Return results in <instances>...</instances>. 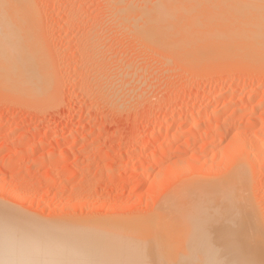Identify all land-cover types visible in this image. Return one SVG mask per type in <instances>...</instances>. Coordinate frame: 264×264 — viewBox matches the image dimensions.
Here are the masks:
<instances>
[{"label": "rangeland", "instance_id": "obj_1", "mask_svg": "<svg viewBox=\"0 0 264 264\" xmlns=\"http://www.w3.org/2000/svg\"><path fill=\"white\" fill-rule=\"evenodd\" d=\"M30 1L35 11L31 10L33 16L29 17L31 21L28 19L29 30L35 35L36 38L32 35L35 41L38 40V54L41 50L39 55L43 54L41 58L46 62L42 63L44 70L41 72H48V76L43 73L47 85L44 84L45 95L44 92L39 96L32 91L31 94L27 92L28 95L22 92L24 98L17 87L13 88L19 92L0 83V121L5 122L0 129V208L20 213L25 219L30 217L33 220L28 221L39 227L43 225L44 229L51 224L70 226L69 229L73 225L93 227L112 220L110 226L118 230L131 224L133 230L125 229L135 231L132 235L136 237L139 231L134 224L143 222L145 226L147 222L142 234L137 236L142 240L138 243V251L120 250L121 255L116 257L127 258L126 261L118 258L122 264H176L178 253L174 252L173 245L181 241L179 233L184 239L189 221L206 232L212 247L209 249L217 252L221 248L220 240L215 239L222 225L220 217L181 221L177 216L181 202L189 200L187 196L192 186L221 179L243 164L248 176L245 182L249 183V188L244 185L247 188L243 192L250 189V195L244 192V198H248L254 215L257 212L258 216L252 217L264 233V60L262 56L254 60L246 54L247 43L243 41H249L245 36L247 31L239 35L247 37L248 41H240L238 35L239 42L245 44L238 48L245 49L233 50L237 54L232 51L214 55L209 49L204 51L202 43L196 44L202 48L200 51L197 48L196 52L192 44H188L191 49H186L185 41L181 51L176 46L178 50L173 51L165 41L163 44L162 39L154 37L150 29H140V25L144 27V14L160 0ZM204 1H199L204 7L199 3L196 8L200 6L207 11L209 2L210 5L214 3L218 11L230 13V9H225L228 5L225 8L217 5L222 2ZM221 12L218 13L225 15ZM254 12L240 13L246 17L243 19L238 14L230 19L227 13L228 17L220 15L219 19L229 20V24L238 20L241 26L235 25L241 29L246 24L242 22L255 19ZM216 15L207 14L208 19H205L209 23L216 22L219 20L215 19ZM252 20H249L251 26ZM247 24L248 29L244 27L249 31L251 26ZM216 25L220 27L217 22ZM211 27L216 28L215 25ZM177 34L173 42L179 41L175 38L181 35L177 37ZM171 39L167 43L170 44ZM218 79L222 81L220 86L213 91L209 89ZM258 101L261 103L256 106ZM248 103L252 107L247 105L246 114L238 112ZM221 107H227L222 116H230L235 123L225 121L216 126L218 118L213 116V111ZM250 108L253 111L250 112ZM247 117H253L255 124L250 125ZM150 128L153 134L147 139ZM166 138L168 140H164ZM139 141L144 146L140 150L136 148ZM250 141L258 144V152L250 146ZM246 195L251 197L246 198ZM158 214L162 219H155ZM149 219L153 221L150 226ZM247 220L244 219L242 225L250 237L255 231ZM166 222L173 226L170 236L172 231H168V225L169 228H165ZM155 223L162 230L157 232V239L152 236L156 241H151V237L149 241L147 237L154 230L147 228L155 229ZM130 231L128 235L132 237ZM195 235L201 246V234ZM248 236L244 238L249 239ZM223 237L229 239L230 235ZM166 238L173 241L169 249ZM199 245L197 248L201 249ZM124 251L126 257L122 254Z\"/></svg>", "mask_w": 264, "mask_h": 264}, {"label": "bare ground", "instance_id": "obj_2", "mask_svg": "<svg viewBox=\"0 0 264 264\" xmlns=\"http://www.w3.org/2000/svg\"><path fill=\"white\" fill-rule=\"evenodd\" d=\"M199 1L203 2L204 0H160V2L158 1L159 3L157 2L158 4H156V6L154 5V7H151L152 9H150V10L146 9L149 12L144 14V16H145V17L143 16V18H144L143 26L144 27H142L140 25V29L143 28L142 29L143 31L145 29L146 30L150 29L149 31L152 32L153 36L155 35L154 37L159 39V41H161V39H162V43L165 41L166 44H165V42L163 44H165L166 46L169 45V48L172 47L173 51L176 49V47H179V49H180L181 44H183V42L185 41V44L187 43V46L184 44L186 46V49L190 48V46L188 44H192L191 47L194 45L195 50L197 48L199 49V51L202 48H204V51L209 49L210 52L211 51L213 52L212 54L217 55V54H222V53L224 54L226 52H232L233 50H236V49H240L242 51L246 48L245 49V50H247L246 54L250 55L251 59L255 60V58L258 59V57L261 58V56H262L263 57L262 59L264 60V0H239V1L232 0L233 2H231V0H216L218 3L222 2L221 4H217L219 6L222 5V8L223 7L225 8L226 5H228L229 7L227 6V8H225V9H227V11L230 9L232 11L231 12L229 10L230 13H228V12L222 13L221 11H218V9L216 8V5L213 3L215 5V7H214V5L212 3L210 5L209 2L207 4V6L209 5L214 9L213 10H212V8L208 9V7H209L208 6L206 9L207 11H204V8H203L205 6L204 3H207V2L204 1V3H200ZM227 1L230 3H228ZM226 2L228 4H226ZM30 3H31L30 0H0V83H1V86L3 84L4 87H5V85H7V87H10V88L11 87L12 88L17 87L18 90L20 89L19 91H21V93H20L21 97L26 95L27 92L29 94H31L32 92L36 93L33 95H38V94H41L42 92H44L45 85H47V84H45L43 77L45 75L48 76V74H47L48 72H46V73L43 71L41 72V70H44V69H42V63L45 64L46 62L44 63V60H42V58H41L43 54L39 55L41 50L39 51V54H38V51H37L38 47H39L37 45L38 40L35 41L36 40L35 35L33 34L32 30H29L31 28V24L29 23L31 20L29 19V17L33 16L31 14L32 5H30ZM152 3H149V4H152ZM199 3L202 6L204 4L202 9L199 6V8L201 9V12H200V10L198 11L199 8L197 7L198 8L197 9L195 6ZM154 4H155V2H154ZM34 9L35 8H33V10ZM195 9L197 10L196 12L194 11ZM208 10L212 11V12H214V10H215V12L218 11V12H221L222 14H225V15H221L220 13L216 12L218 15V18H217V15L214 16V17H216L215 18L216 20L219 19V17H221V16H222V18L226 17L228 14H229L228 16L230 17V19L235 18V16H237V14H238V17L241 16L240 18H242V17L246 18V17L242 16L240 13H242V14H244V12L245 13L246 12L253 13L255 11L254 13L256 15L254 17L255 18L254 20L249 18V15H248L249 20H252L250 22L254 23V24H252L253 26H251V24L249 23V20H248V22H246L245 19H244L245 21L242 20V21H244V22H242L243 24L248 23L247 25L250 24L249 26H251L253 28L251 30V27H249L250 29L248 31V30H246V28L248 26L246 27V24H244V26L246 28L244 26H242L240 28L243 30L239 29V27H237V26H239L241 24V22L237 23L238 20H236L237 21L236 23L238 25L235 23L237 26L233 23L235 21H230V24H233V26L235 25L234 28H233V26H231L232 28H230L229 27L230 24L228 23L229 20H226L228 22H223L224 20L221 18V19L216 21L217 23H219L220 27L222 28L221 29L218 25H216V22L211 21L209 23V20H207L208 19L207 14L208 15L212 14V16H213L216 13L215 12L214 13L209 12ZM123 11H125V10H123ZM139 11H140V9H139ZM251 11H253V12H251ZM256 11H257V13H256ZM129 12H130V10H129ZM202 12L203 13L207 12L206 16L204 14L205 17L202 15L203 14ZM233 12H235V14ZM28 13L31 15H29ZM143 13H144V11H143ZM200 13H202V14H200ZM226 13H227V15H226ZM231 13L234 14L233 15L234 17L230 16ZM139 16H141V15L139 14ZM199 16H201L202 18L204 17V19L207 18V19H205L206 21L202 20L201 17H200L201 19H199ZM253 16L254 15H251L250 17H253ZM240 18H239V20H241ZM28 19L30 21H28ZM210 19H211V16H210ZM177 21L180 22L179 25H177L178 24ZM212 22H213V24L215 23L214 25L216 26V28L213 27V29H212L211 26H214V25H211ZM134 23H137V22L134 21ZM175 23H176V25H175ZM221 24H223L222 25L223 27L221 26ZM226 25L227 26L229 25L228 28ZM224 26H226V27H224ZM217 27H219V28H217ZM242 31L244 33H245V31H247L246 32L247 35L245 34V36H248L249 41L251 40V42H249L247 40L248 39L247 37L243 36L244 33ZM30 32H32V33L30 34ZM174 33H176V34L178 33L177 37L180 35H181L180 37H182L181 39H180V37L175 38V39H179V41L175 40L174 42L178 43L181 41L178 44L179 46L177 44L175 45V43L173 42L176 34L170 37V35H172ZM239 33H241L243 35L241 36V35H239ZM250 34L252 36H250ZM32 35H34L35 38ZM238 35L241 37L240 41H243V39L248 41V42L243 41L244 43H247V45H245L243 42H239V36ZM168 36L170 37V39L173 37L171 39L173 43L172 42H170V44L167 43L170 40V39H168L169 38ZM235 37H238L237 38L238 40ZM204 38L209 39V41H208V39L205 40V41H207V42H205V44H204ZM234 38H235V41H237V42L234 41ZM189 42H191V43H189ZM197 43H199V44L202 43L203 45L202 44L200 45L202 48H199L198 45L196 47ZM242 44L245 45V48H243L244 46L242 47L243 49L238 48V47H240V45L242 46ZM184 49L185 48L183 47V50ZM176 50H178V48ZM195 50H193V51L195 52ZM179 51H181V49ZM179 51H177V52L179 53ZM196 52H197V50H196ZM238 52H240V51H238ZM260 52H262V53H260ZM235 53L237 54L236 51L234 52V54ZM231 54H233V53H231ZM244 54H245V52H244ZM247 57H249V56H247ZM43 59H44V57H43ZM261 61L259 60V62H261ZM43 66L46 67V65H43ZM48 68H50V67H48ZM43 73L45 75H43ZM51 74H53V73L51 72ZM49 78H50V76H49ZM49 78H48V80H50ZM52 78H54V77H52ZM48 82L49 81H47V79H46V83H48ZM221 83H222V81H219V79H218V81H215L214 83H211L209 85V89H211L213 91L217 87H219ZM17 88H15L16 91H17ZM15 89H14V91H15ZM46 90H49V89H46ZM10 91H11V89H10ZM19 91H17V92H19ZM30 91H32V92H30ZM22 92L25 94L22 95L23 94ZM47 93H48V91H47ZM44 95H45V92H44ZM46 95H49V93ZM248 96L250 98L252 96V94L250 93V95H248ZM240 97H241V95H240ZM24 98H26V97L24 96ZM29 98H28V100H29ZM37 98H39V97H37ZM171 99H173V98H171ZM35 100L36 99H34V101ZM257 103L258 104H256V106L259 105L261 102L258 101ZM245 105H246L245 106L246 108L243 106L245 109L243 108L241 110H238L236 108L235 110L236 111L238 110V112H240V113L244 112V114H246L248 111L247 105H249V107H252V105L249 103L245 104ZM256 106H255V108H256ZM226 108L227 107H223V108L221 107V109H219L217 111L215 109H213V110H215V112L213 111V116L214 117L217 116V118H218L217 119L218 121L216 122V126H218V127L220 125H222V123H224L225 121H230V122H232V124L235 123V122H233L232 118H230V116H228V115L225 117H224V115L222 116V114ZM235 110H234V112H236ZM249 111L251 112L253 110L251 109ZM211 115H212V113H211ZM249 117H251V116H249ZM249 117H247V119H249L248 120L249 124L254 125L255 124V123H253L254 118L252 117L250 119ZM236 124H237V122H236ZM4 126H5V122L0 121V129ZM243 126H244V124H243ZM180 131L179 132L176 131V134H178V133L180 134ZM210 131L211 130H209V132ZM258 132H257V134H259ZM152 134H153V129L150 128L147 132V136H146L147 139H150L152 137ZM211 135H213V134H211ZM236 139H237V136H236ZM127 140L130 141L131 139L130 140L127 139ZM164 140H168V139L166 138ZM238 143L239 142H237V145H238ZM240 143L242 144V142H240ZM248 143H247V146L249 145ZM250 146L252 148H254L255 151L257 149V152L260 149L258 147V144H254L251 141H250ZM142 147H144V146L139 141L136 148H138L140 150V149H142ZM251 147H249V149ZM237 152H238V150H237ZM259 154H261L260 156L263 155L261 151ZM226 155H228V154H226ZM241 163H243V162H241ZM243 167H244V165L240 164L237 167H235V169L230 168V170L232 169L234 171L231 170L232 173L231 172L229 173V175L231 174L230 176L229 175L223 176L222 178H224V179L221 178L218 180H214V181H211L210 183H207V184L202 185V186H192L191 191L189 192V195L187 196V200H188V197H189V200L184 201L185 203H187V205L184 202H181L182 205L184 203L186 205V207H184V205H183V207H182V205H180L178 207V211H177L178 215L177 216L179 217L180 220L181 219H184V220L190 219L191 221H196L201 217H203V219H206V220H211V219L214 220V219H218V217H220L219 219L222 220V225L219 228V230H218L219 233L217 234L215 239L220 240L221 243L218 242V244L221 245V248L218 249L217 252H215L214 249H209L211 246H209L210 242H209V239L207 237L206 232L198 230V226L194 222L192 223L189 221L188 227H186L187 231H186V233H184V239H183L182 235H179L181 233H179L177 235V233H178V232L176 233L177 229L175 231L176 235L179 237L178 239L181 240L180 242L183 241L182 244L178 241L175 242L176 240L174 241L175 242L174 244H176V243L177 244L173 245L175 247V248L173 247V249H175L174 252L178 253V259H177L176 264H183V263L184 264H264V233L260 230L258 224L256 223L257 222L256 219H254L252 217V216H256L257 212H256V215H254L255 213H253V211H252L253 209H251V207H249V206H251V204L247 201L248 200L247 197L250 195V191H249L250 189L246 190L248 192L244 191L246 194H249L248 196L246 195L247 199L244 198L245 195H244L243 190H245L247 188V187H244V185L246 184V182H245L246 178L248 181V176L246 177L247 172L244 169L245 167L244 168ZM227 176H229V177H227ZM157 185H158V183H157ZM247 185L249 188L248 182H247L246 186ZM182 194L183 193H181L180 195H182ZM187 194H188V191L186 192V195ZM180 195L178 197L179 199L182 197V196L180 197ZM249 197H251V196H249ZM184 200H185V198H184ZM171 212L172 211H169L170 214H171ZM164 213H166V211ZM21 215L22 214H20V213L17 214L14 211L12 212L11 210H8V209L0 208V264H119L122 260H125V261L127 260V258L125 259L123 256H122L123 258L118 257V258H122V260H120L116 257V256H118V254L121 255L120 250L123 251V250L127 249L126 251H128V249H133V251H134L137 249L136 251H138V249H139L138 243L142 242V240L140 237H137V236H140V234H142L141 233L142 227L147 226V222L145 223V226H144L143 222H141L143 224V226L139 225L141 223H137V225L134 224V227L138 226L137 232L139 231L138 235H136V237H134V235H132V233L133 232L136 233V232L130 231V230H133V229H130L131 224L124 227V229L118 230L115 227L113 228L110 226L111 225L110 223L112 220L110 221V223H108V221H106V222L102 223V225H100L101 222H99V226H93V227H92V225L91 226L85 225L84 228L83 227L77 228V227H75L76 225H73L72 227L75 230L72 231L73 230L72 227H71L72 230L69 229L70 226H67V227H65V225L54 226L53 224H51L52 222L50 223L51 225H53L52 228L50 225V227L48 226L49 228H47V226H46L45 227L46 229H44V228H42L43 225L39 227V224L35 225L34 222H30L31 220H33L30 217H28V218L31 220L28 221L29 219H25L26 216L24 218ZM166 217H169V215L168 216L166 215ZM158 218L162 219V215L158 214L155 219H158ZM169 219H172V217ZM244 219H248L247 220L248 224L251 223L250 225L252 226V229H254V231H255L254 233L252 232L253 234H250V237L248 236L247 231L244 230V227L242 225V221ZM250 220L253 221V223L249 222ZM125 221H127V219ZM150 222L153 223L152 219L148 220L149 226L152 224ZM167 222H166L165 228L170 227L171 221H169L170 224L169 223L167 224ZM37 223H39V222H37ZM158 223H159V221H158ZM158 223H155L156 224L155 229L154 228H150V229L147 228L150 231L154 230L151 235L147 234L149 236V237H147L149 239V241H150V237L152 238L153 235L157 239V237H158L157 232L158 231L160 232L162 230L159 227L161 225V223H159L160 225L157 226ZM54 224H55V222H54ZM83 224H81V225L78 224V225L82 226ZM96 224H98V223H96ZM113 224L114 223H112V225ZM119 225L120 224H118L117 226H119ZM167 225L169 227H167ZM44 226H45V224H44ZM88 226H90V227H88ZM123 226L124 225H122L121 227L123 228ZM251 226H250V228H251ZM127 227H129V228H127ZM136 227H135V229H136ZM88 228H90V229H88ZM125 228L130 229V230H128V232L129 231L131 232L132 237H129V235H128L129 233L127 232V230ZM172 228H173V226L171 225V227L168 229V231L169 230L172 231L173 230ZM261 228H263V227H261ZM173 232L174 231L169 232V235H168V233H167V235L170 236V233H173ZM195 234H201V239H202V245L201 246L199 245L198 241L196 240ZM66 235H68V236H66ZM88 235L90 236L89 238H87ZM176 235H174V236H176ZM223 235H225V236L230 235V238L224 239ZM244 235L248 236L249 239H245ZM168 236H166V237L168 238ZM174 236L171 235V237H173V238H174ZM177 236H176V238H177ZM181 236H182L183 240L180 238ZM167 238H166V241H168V242L165 241V244H166V248L169 249L170 244L172 245L173 241H170L171 238H169L170 240L169 239L167 240ZM176 238H174V239H176ZM156 239L153 237L151 239V241L152 240L156 241ZM169 242H171V243H169ZM179 243H180V247H178ZM139 245H141V244H139ZM197 245H199L201 249H198ZM164 248H165V245H164ZM110 249H112V251L114 249H115V251H116V249H119V251L117 250L118 253H116V252L114 253V251L111 252ZM176 250H179V251H176ZM199 250H201L202 253H200ZM126 251L122 252V254L125 255ZM145 251H147V249ZM133 253L134 252H132V254ZM126 255H125V257H126ZM115 258H117V260ZM118 261H120V262H118ZM121 264H122V262H121ZM125 264H128V263H125Z\"/></svg>", "mask_w": 264, "mask_h": 264}]
</instances>
